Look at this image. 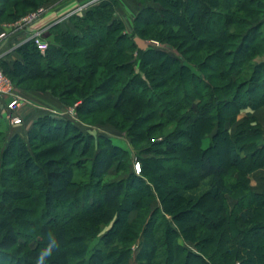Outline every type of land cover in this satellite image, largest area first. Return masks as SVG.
Listing matches in <instances>:
<instances>
[{
    "label": "trees",
    "instance_id": "1",
    "mask_svg": "<svg viewBox=\"0 0 264 264\" xmlns=\"http://www.w3.org/2000/svg\"><path fill=\"white\" fill-rule=\"evenodd\" d=\"M46 1L0 0V18L16 20L29 12L24 5L34 10ZM136 1L130 28L115 16L118 0H98L82 15L73 14L68 24L52 25L53 38L47 39L44 53L29 38L17 46L18 58H0L13 76L32 78L36 71L65 75L59 88L79 90L74 97L83 98L79 108L86 116L115 109L132 126L140 122V129L130 127L127 134L135 146L145 142L138 154H151L138 155V172L135 168L117 183L106 182L97 172L100 162L109 156L111 166L120 152L126 156L119 160L122 170L133 152L113 137L85 134L64 116L40 115L27 135L13 132L0 155L1 167L11 153L14 174L26 177L35 191L16 194L0 184V206L14 216L0 221V249L22 254L20 264H35L51 233L58 241L46 264L55 259L62 264H132L138 240V264H264V190L251 185L253 173L264 166V129L251 111L237 122L243 110L264 104V0H258L257 12L246 9L254 0ZM136 36L169 42L181 54L152 45L141 49ZM45 130L65 138L74 131L82 142L43 158L39 145ZM181 136L187 141L178 140ZM76 155L94 161L73 162ZM219 155L224 158L218 160ZM231 174L238 177L229 181ZM205 197L219 202L214 218L199 209ZM112 219L102 233V225ZM96 237L101 244L92 246ZM181 239H203L208 246L194 250Z\"/></svg>",
    "mask_w": 264,
    "mask_h": 264
},
{
    "label": "rangeland",
    "instance_id": "2",
    "mask_svg": "<svg viewBox=\"0 0 264 264\" xmlns=\"http://www.w3.org/2000/svg\"><path fill=\"white\" fill-rule=\"evenodd\" d=\"M93 0H88L82 4H79L76 8H73L74 10L77 9L79 6L82 7L85 5V10L87 8H89V6H91L92 4H88ZM55 2V0H47L45 3H43L40 7H38L37 9L31 10L32 7L31 6H27L24 5L25 8L29 9L26 14H24L23 16H21L20 18L16 19V20H12L9 19V17L3 16L2 18H0V31H7L6 27H3L5 24L8 23H16L14 26L16 28H21L22 24H24L26 22V18L28 15L33 14L34 12H37L38 10L43 9L44 12H46V10L48 9V7ZM95 3V2H94ZM253 5L251 6H247V10L248 11H252V12H257L254 11L255 9L258 10L257 8H259V3L258 0H254V2L252 3ZM138 11V7L134 13V16H136V13ZM43 12V13H44ZM41 16V15H40ZM39 16V17H40ZM258 16L257 13L253 14V17ZM135 18V17H134ZM20 24V25H19ZM45 34V33H44ZM201 36H206L202 33ZM146 41L149 40H155L153 38L150 39H145ZM159 43L155 44V45H160V48H163L167 51H169L170 53L174 54V55H179L181 54L179 52V50L174 47L171 43L169 42H160V40H156ZM188 45H192L194 44L193 41L188 42ZM153 45V44H152ZM150 46V45H149ZM157 47V46H154ZM74 60L80 64H83V66H85L86 64L83 63V61H80L76 56L74 57ZM38 65H35V67ZM88 67H86L85 70H87ZM9 80L11 81V87L8 88L9 94L11 95H15V96H20L21 98H24L25 100H32L35 101L37 103H40L42 105H48L50 106L51 104H49L48 102V97L49 95L51 96H55L57 97L58 95H55V93L53 92L54 90H44V88L42 87H46L44 86L47 82H49L50 86H47L46 88H54L58 91V93L62 94L64 96V98L66 99L65 101L67 103H64L65 101L63 100V96L62 97H57L59 102H63L65 106V112L64 114H54L55 116L58 117H66L68 118L70 121H72L73 123H75L76 125H78L82 131L85 134H93L94 136H96L97 138L101 136V134L106 135V136H110L113 137L115 140L123 143L126 147H128L132 152L133 155L131 157L127 158V163L126 166H123L122 170L118 169V164H119V160H124L126 158V156L124 157L120 152H118V154L113 158L115 160V163L113 165L110 166V163L108 164V162H106L109 158V156H107V160H103L100 162L99 167L97 168V172H100L102 174V176H104V181H108V182H112V183H117V181L121 180V179H125L130 175V172L132 170H134L136 168V171L138 172L139 169H137L136 164L137 162H139L138 159V155L141 154L142 157H148L151 154H147V153H139L138 154V147L139 146H144L145 142L140 141L139 145L135 146L133 145V142H131L130 137L128 136L127 132L128 129L130 127H134V129L138 128L139 129L142 127L141 125H139V123L134 124L132 126V123H128L126 122V120L124 119L123 115L115 110V109H109V110H104L103 112H96V113H90L89 115H85L83 113V110L81 111L80 104L83 101V98L78 99L79 97H74L76 96V94H78L77 91H79L78 89L75 91H72L69 93V91L67 90L68 88L65 87L63 88H59V86H61V82L63 78H66L65 75L59 77V76H53V77H48L46 75H44V73L42 72H38L36 71L34 76L32 78H27L26 76H20V75H10L7 74ZM19 80V81H18ZM67 88V89H66ZM76 92V94L74 93ZM49 94V95H48ZM100 94V93H99ZM79 95V94H78ZM8 99V98H7ZM26 101H23L22 104L19 105V107L17 108L18 113L19 112H23L25 107V103ZM144 111L146 110V107L143 106L141 107ZM73 111V112H72ZM184 113H187V110H183ZM71 113V114H69ZM73 113V114H72ZM8 114V110L5 109H0V120L2 121V124L0 125V140H3L2 146H1V150H0V155H3V150L5 147V144L10 140L13 130L12 127L14 124H12L11 120L8 119L7 117ZM247 115V113H245V111H242L239 115H238V121L237 122H241L244 120L245 116ZM252 116H254L255 121L259 122L260 127H262L264 129V104L258 106L256 108V111L254 113H252ZM24 122V121H23ZM237 122L234 124V126L232 128H234L235 126H237ZM23 124V123H22ZM143 130V129H142ZM145 130V129H144ZM46 132V130H45ZM74 131H71L70 135H68L69 137L65 138V136H58V135H53L54 133H47L46 132V136L42 137V142L43 139L45 140L44 143H40L39 145V150L41 153H43V158L47 157L49 155H53L54 151H56V154H59L60 151H66V149L72 148L75 149L81 142H82V137H80V135L78 134L77 136L73 133ZM77 132V131H76ZM193 132V131H192ZM26 134V133H24ZM177 140V139H176ZM178 140L185 142L187 141V139L184 136H181ZM38 143L41 142V140H37ZM98 141V139H97ZM95 141V142H97ZM174 141V140H172ZM96 144V143H95ZM96 146V145H95ZM95 146H93V150H92V154L95 151ZM103 146H100V148ZM55 154V155H56ZM10 156L11 153H8V155H5L4 157V161L3 163H1V167H0V184L2 189H6L8 187V189H10V191L14 190L13 193H21V192H34V190H32V186L28 183V179L26 177H17L14 174L15 171V166L10 163ZM140 156V155H139ZM152 156H157V155H152ZM224 156V155H223ZM221 157V155H219L217 157L218 160H222L224 157ZM221 157V158H220ZM73 162H77L78 160L80 161L81 156L76 155V156H71ZM93 156H90V158L88 159V157L81 159V161H85V160H89V164H92V162L94 161ZM9 163V164H8ZM6 164V165H5ZM260 168H264L260 167ZM258 170V169H257ZM256 170V171H257ZM82 171V169H79L76 172H80ZM150 171V170H149ZM151 172V171H150ZM153 174L155 173H159L158 170L156 171H152ZM261 171H258L257 173L252 175V181L253 183H258V181H255V178L257 177V175H260ZM77 180L79 182L81 176H76ZM238 175L237 174H231L228 176V180L232 181V179L237 178ZM233 179V180H234ZM241 179V178H240ZM9 180H12L13 182H8ZM81 182H79L80 184ZM154 183L156 185H163L162 181L158 182V181H154ZM79 184L74 188V190L77 189V187L79 186ZM104 184V183H103ZM252 188H258L259 187L261 189H264L263 186L261 185H255ZM81 185V184H80ZM253 186V185H252ZM143 191H147V189H145L144 187H141ZM114 191H109L108 190V195L110 196V194L112 195ZM124 192V191H123ZM77 194V193H76ZM80 196H83V193L79 192ZM74 196H77L74 194ZM228 200L229 203L233 206L236 203V199H234V197L228 195ZM8 201V200H7ZM182 202V201H180ZM183 203V202H182ZM219 202L213 201V200H209L208 197L203 198L202 202L199 203L200 210H204L207 215L211 216V217H215V206L218 204ZM156 204L158 205V202H156ZM171 203H169L170 205ZM180 204V203H179ZM186 201L184 202V206H186ZM181 205V204H180ZM194 206V205H193ZM35 207V206H34ZM196 207V206H195ZM11 210L10 211H14V213L17 214V217H20V214L17 210L16 207H13L11 204ZM65 207H61V210L58 211V213H60L59 216H61L62 211L65 210ZM76 208H80L79 206L76 205ZM174 208V207H173ZM176 208V207H175ZM12 211V212H13ZM134 214V213H133ZM133 216V215H131ZM169 217L171 219H173V217L171 215H169ZM14 219V216H9L6 214V211L2 208V206H0V221L2 219ZM8 220V219H7ZM44 220V218H43ZM113 223V219L110 221H107L105 224L102 225L101 227V232H105ZM186 225H190V223H185ZM2 224H0V228H1ZM251 225H248L246 228H250ZM24 227V226H23ZM209 229H205V232H209ZM100 233V235L102 234ZM250 236H252V233L250 232ZM35 237L39 240V235L35 234ZM183 237V236H182ZM34 240V236L31 237V240ZM195 238L197 239V236H195ZM58 241V238L57 240ZM181 241L185 242L186 245H188L190 248H193L194 250H198L200 249L201 251L203 250L202 248H204L205 246H208L203 239L199 240L198 242L196 241H190V240H186L184 241L183 239H181ZM100 238L96 237L93 241H92V246L101 244L100 243ZM65 243V241L63 240L61 245ZM199 244V245H197ZM31 245H35L34 241H31ZM141 246V242L140 240H138L137 242H135L133 244V258H132V264H138L136 261V253L138 252L139 248ZM198 246V247H196ZM210 246V245H209ZM202 247V248H201ZM204 252V251H203ZM206 254V252H204ZM24 257L22 254H19L16 250L13 251L12 253H5L4 251H2L0 249V263L2 264H20V258ZM77 260H73L72 262H76ZM36 264V263H35ZM54 264H62L61 262H58L57 259H55Z\"/></svg>",
    "mask_w": 264,
    "mask_h": 264
},
{
    "label": "crops",
    "instance_id": "3",
    "mask_svg": "<svg viewBox=\"0 0 264 264\" xmlns=\"http://www.w3.org/2000/svg\"><path fill=\"white\" fill-rule=\"evenodd\" d=\"M88 0H55L46 12H44L39 19L34 23L33 26H27L24 28H16L14 25L16 23H8L5 24L3 27L7 28L9 35L0 42V56L8 62H11L18 58L19 52L17 51V46L21 43L28 40L32 34V32L36 28H44V32L47 35L46 39H52L53 33H49V29L52 25L60 22L61 24H68L69 18L73 14L79 13H72L79 4H82ZM119 6L116 9L115 16L120 18L124 21L127 27H131L134 19V13L137 9V1L136 0H118ZM85 10L82 12V14ZM81 14V15H82ZM80 15V14H79ZM49 95V94H48ZM8 99L7 97L0 96V109H7L8 110ZM48 102L51 104L50 106L42 105L32 100H27L24 104L25 107L23 112H19L18 114L23 118V124L13 125L12 130L13 132L18 131L22 135H27L31 127L34 125L36 120L40 117V115L44 113H54V114H63L65 110L66 104L63 102H59L58 98L55 96L49 95ZM245 113L251 111L254 113L256 109H246L243 110ZM26 133V134H24ZM261 171L260 175H257L255 181L257 180L258 183H251L254 187L255 185H261L264 187V168H259L253 174ZM253 178V177H252ZM262 188V187H261ZM253 188L255 191H263L264 189Z\"/></svg>",
    "mask_w": 264,
    "mask_h": 264
},
{
    "label": "built area",
    "instance_id": "4",
    "mask_svg": "<svg viewBox=\"0 0 264 264\" xmlns=\"http://www.w3.org/2000/svg\"><path fill=\"white\" fill-rule=\"evenodd\" d=\"M98 0H93L88 4H92ZM85 5L82 7H78L77 9L73 10L72 13H79L82 14V12L85 10ZM44 12L43 9L38 10L37 12H34L33 14H30L27 16V20L24 24H22L21 28L27 27V26H33L34 23L39 19V16L42 15ZM20 25V24H19ZM44 28H36L30 38L34 39L35 43L37 44L38 48L44 53L49 46V41L45 38L44 34ZM9 35L8 31H0V42L5 39ZM149 45L160 47L158 44L159 42L156 40H149L147 41ZM1 58V56H0ZM11 87V81L9 80L7 73L4 71L3 67L0 65V96L7 97L8 98V114L7 117L9 120H11L12 124L18 125L23 123V118L18 114L17 108L20 104L23 103V101H27L24 98H21L20 96L10 95L8 88ZM73 112V111H72ZM64 114V113H63ZM71 114V113H69ZM73 114V113H72ZM137 169H141L140 163L137 162L136 164ZM138 170V171H139Z\"/></svg>",
    "mask_w": 264,
    "mask_h": 264
},
{
    "label": "clouds",
    "instance_id": "5",
    "mask_svg": "<svg viewBox=\"0 0 264 264\" xmlns=\"http://www.w3.org/2000/svg\"><path fill=\"white\" fill-rule=\"evenodd\" d=\"M57 247L56 238L49 233V243L47 246L39 253L36 258V264H46L48 258L52 256L53 249Z\"/></svg>",
    "mask_w": 264,
    "mask_h": 264
},
{
    "label": "water",
    "instance_id": "6",
    "mask_svg": "<svg viewBox=\"0 0 264 264\" xmlns=\"http://www.w3.org/2000/svg\"><path fill=\"white\" fill-rule=\"evenodd\" d=\"M135 41L138 44L139 48H141V49H146L149 47L148 42L140 36H136Z\"/></svg>",
    "mask_w": 264,
    "mask_h": 264
}]
</instances>
